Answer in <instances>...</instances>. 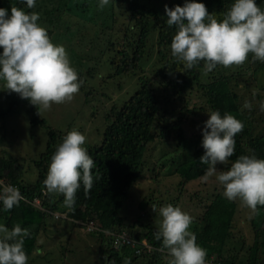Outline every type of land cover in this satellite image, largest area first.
<instances>
[{
    "label": "trees",
    "instance_id": "1",
    "mask_svg": "<svg viewBox=\"0 0 264 264\" xmlns=\"http://www.w3.org/2000/svg\"><path fill=\"white\" fill-rule=\"evenodd\" d=\"M54 1L63 4L64 0ZM78 1L79 13L85 18V23L86 21L98 23L97 20L101 19L103 27H109V32L112 30L111 17L116 9L115 2L120 4L121 9L117 13L122 15V31H120L121 36L115 33V38H110L107 44L113 51L110 57L113 71L106 75L107 78L122 74L135 75L144 69V58L152 53L149 52L147 45L153 25L156 23L158 42L155 56L158 55L159 60L164 64L158 73H162L165 77L172 76L175 98L187 103L184 95L197 85L201 91H205L210 110L219 109L222 115L225 112L230 113L244 124L242 131L235 135L233 155L220 167V170H227L240 155L255 153L257 157L264 158V134L254 132L252 126L254 121H249L248 109H241L245 101L251 103L254 96L247 99L237 90L232 89L228 85L230 76L223 71L216 74L219 77L215 80L204 81L205 70L202 62L192 69H185L182 63L177 62L171 56L169 47L175 26H168L166 21L161 19L159 10L152 5L151 0H109L103 8L98 6L99 0ZM202 2L210 13L221 19L222 13L231 6L232 0H202ZM257 3L264 8V0H257ZM12 6L24 8L25 11L35 10V8H26L23 0H0V7L10 10ZM252 58V54L249 53L247 60ZM260 70H264V61L257 60L255 73ZM150 79L142 77L132 95L120 106L118 104L111 106L110 111L105 115L107 123L100 143L86 148L95 162L92 170L93 186L88 194H85L81 185L71 208L63 204L62 194H50L43 183L51 156L67 132L51 127L45 118H40L38 114L40 108L28 99L21 98L16 92L8 95L9 102L0 107V120L13 112L19 104L24 103L29 108L32 124L49 127L45 147L38 158L33 160L37 171L36 178L31 179L26 174L23 162L12 155L0 157V179H4L6 184L19 187L25 198L19 206L0 211V223H4L9 228L19 223L22 228L26 227L30 230V237L24 241V249L29 258L37 247L40 232L47 227L49 219L57 220L55 215L60 211L59 213L65 216L61 215L59 220L83 224V227L89 229L88 234L94 240L91 242L93 249L100 255L98 264H103L100 261L104 260V256L106 257L104 264L109 262L123 264L125 258L129 259V264H163V260H166L164 258L167 255L166 250L162 249V242L154 236L158 225L155 226L153 221L140 222L139 217L128 224L126 216L121 214L133 185L144 176L143 168L146 165L145 154L148 145L158 137L166 141L172 136L176 137L179 144H182L183 140V146L186 141L189 142L185 139L183 131L187 108H181L177 116L174 111L163 109L162 98L150 83ZM262 84L260 83L259 86L264 88ZM80 88L85 90L84 85ZM256 98L261 99L260 91ZM175 130L177 133L174 136ZM200 142H196L192 155L186 158L178 156L174 151L164 153L168 156L164 157L163 163L167 165L169 173H178V176H181L180 186L199 178L207 167L200 162V157L205 151ZM36 198L40 200L42 206L34 203ZM209 199L210 203L205 205L204 219L196 221L194 228L197 243L207 250L206 264H264V206L258 205L259 210L255 211L250 229L245 233L247 239L250 234H253V238L248 247V255L241 257L238 253L230 255L226 250L239 200L227 199L223 194V187ZM125 229L129 230L132 236L129 241L125 239L127 238ZM86 240L89 239L86 237ZM105 244L109 245V248L108 246L103 248ZM213 255L215 259H211Z\"/></svg>",
    "mask_w": 264,
    "mask_h": 264
},
{
    "label": "rangeland",
    "instance_id": "2",
    "mask_svg": "<svg viewBox=\"0 0 264 264\" xmlns=\"http://www.w3.org/2000/svg\"><path fill=\"white\" fill-rule=\"evenodd\" d=\"M151 1L164 21L167 19L164 8L166 4L171 8L177 4L182 6L184 3V0ZM115 4L116 9L111 17L110 29L112 30L109 32V27H103L101 19L97 20L98 23L89 21L85 23V18L79 13L80 2L78 0H71L70 3L69 0H64L63 4L54 0H36L34 11L40 14L38 22L47 28L54 43L65 47L71 64L77 70L78 78L85 89L80 88L71 100L59 104L53 103L48 110L40 109L38 114L40 118H45L53 128L64 132H69L73 128L78 129L86 136L84 147L88 148L89 145L94 146L100 143L107 123L105 115L110 111L111 106L123 104L138 88L142 77L151 78L150 83L162 98L163 109L168 108V111H174L177 116L181 108H187L183 131L185 139L189 142L186 141L184 147L183 140L182 144H179L176 137H170L169 141L158 137L148 145L145 154L146 165L143 168L144 176L133 185L121 214L126 216L128 224L139 217L140 222L153 221L155 226L156 224L159 226V207L171 203L174 206H180L194 217L190 226L191 231L194 232L196 221L204 217L205 205L210 203L209 198L218 193L223 186L215 180V176L210 177L207 182H202L199 177L180 186L181 176H178V173H169L163 159L168 156L164 153H171L170 151H174L183 158L191 156L196 142L202 141L203 122L208 118L207 112L210 110L206 102L205 91H201L197 85H194L184 95L187 103L175 98L172 76L165 77L162 73H158L164 64L159 60L158 55L155 56L158 42L156 23L153 25L147 45L149 52L152 53L144 58V69L135 75L122 74L107 78L106 75L113 71L110 63L113 51L107 44L110 38H115V33L121 36L120 31H122V15L117 13L121 7L119 2ZM256 64L257 60L252 58L240 65L229 67L218 65L212 71L204 72V81L215 80L219 77L216 74L223 71L230 76L228 85L232 89L237 90L247 99L254 96L251 109L245 107L241 109H248L249 121H254L252 125L254 132L264 134V111L260 110V103L264 101V88L259 86L260 83L264 86V70L255 73ZM259 91L261 99L256 98ZM12 93L15 92L6 90L4 82L0 81V107L7 105L8 95ZM7 115L0 120V157L9 154L20 162L22 161L26 174L34 179L37 171L33 160L38 158L45 147L49 127L32 124L29 108L24 103L19 104L13 112ZM176 133L177 130L174 136ZM222 166L223 164H218V170ZM153 205L156 207V212L152 208ZM59 212L55 215L57 220L49 219L47 227L40 232L37 247L31 254L28 264H98L100 255L93 249L91 242L94 240L88 234L89 229L83 227V224L67 223L64 219L59 220L61 215L65 216ZM254 215L255 211L239 201L232 223V234L227 239L228 254L238 253L241 257L248 255V247L253 234H250L247 239L245 233L250 229ZM125 232L127 237L125 239L129 241L132 236L129 230L125 229ZM86 237L91 245L87 243ZM116 242L118 243L117 240ZM107 246L109 248L107 244L103 248ZM164 258L166 259V255ZM213 258L215 259L214 255L211 259ZM100 262L104 264L106 257L104 256V260ZM164 263L167 264V261L163 260Z\"/></svg>",
    "mask_w": 264,
    "mask_h": 264
},
{
    "label": "clouds",
    "instance_id": "3",
    "mask_svg": "<svg viewBox=\"0 0 264 264\" xmlns=\"http://www.w3.org/2000/svg\"><path fill=\"white\" fill-rule=\"evenodd\" d=\"M26 8L34 9L36 0H23ZM109 0H99L103 8ZM166 24L175 26L169 45L171 56L185 69L203 62L206 72L218 65L229 67L243 64L252 54L264 61V8L257 0H232L231 6L218 19L202 0H184L183 5L164 6ZM40 14L12 6L10 12L0 7V81L5 89L16 92L42 110L53 103L71 100L82 81L72 66L62 44L54 43L45 26L39 23ZM243 107L251 109L245 101ZM264 111V101L260 103ZM203 122L200 162L207 167L200 176L202 182L215 180L223 186L229 200H239L244 206L258 211L264 206V158L252 154L238 156L227 170H218L235 151V135L244 124L234 115L209 110ZM86 136L73 128L63 137L51 156L43 181L47 191L62 194L63 204L71 208L77 190L83 185L88 194L94 183L93 157L84 147ZM25 199L19 187L0 180V211L11 210ZM152 208L156 212V207ZM161 217L155 239L166 250L167 264H206L207 250L197 243L191 231L194 217L180 206L171 203L159 207ZM30 230L19 223L9 228L0 223V264H27L24 241ZM112 264V262H109ZM123 264H129L125 258Z\"/></svg>",
    "mask_w": 264,
    "mask_h": 264
},
{
    "label": "built area",
    "instance_id": "4",
    "mask_svg": "<svg viewBox=\"0 0 264 264\" xmlns=\"http://www.w3.org/2000/svg\"><path fill=\"white\" fill-rule=\"evenodd\" d=\"M0 180H2V181L4 182V179H0ZM4 183H5V182H4ZM34 203H35L36 205L42 206V205H41V202H40V200H39L38 198H36V199L34 200Z\"/></svg>",
    "mask_w": 264,
    "mask_h": 264
}]
</instances>
